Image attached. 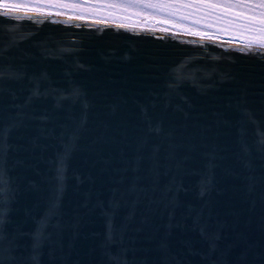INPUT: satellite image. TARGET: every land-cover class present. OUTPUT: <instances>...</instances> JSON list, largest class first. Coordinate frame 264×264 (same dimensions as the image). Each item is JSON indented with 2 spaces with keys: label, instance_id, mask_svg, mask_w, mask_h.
<instances>
[{
  "label": "water",
  "instance_id": "obj_1",
  "mask_svg": "<svg viewBox=\"0 0 264 264\" xmlns=\"http://www.w3.org/2000/svg\"><path fill=\"white\" fill-rule=\"evenodd\" d=\"M262 53L0 9V264H264Z\"/></svg>",
  "mask_w": 264,
  "mask_h": 264
},
{
  "label": "rangeland",
  "instance_id": "obj_2",
  "mask_svg": "<svg viewBox=\"0 0 264 264\" xmlns=\"http://www.w3.org/2000/svg\"><path fill=\"white\" fill-rule=\"evenodd\" d=\"M3 0L16 4L12 11H34L40 4L45 12L71 18L90 19L127 27H146L158 32L192 36L205 40L243 42L259 46L264 33H258L245 23L248 12L238 8L225 9L227 3L248 0ZM54 5V6H53ZM208 5H216L209 8ZM5 9V8H4ZM252 11H260L253 9ZM260 47V46H259Z\"/></svg>",
  "mask_w": 264,
  "mask_h": 264
},
{
  "label": "snow or ice",
  "instance_id": "obj_3",
  "mask_svg": "<svg viewBox=\"0 0 264 264\" xmlns=\"http://www.w3.org/2000/svg\"><path fill=\"white\" fill-rule=\"evenodd\" d=\"M51 3V0H49ZM0 3H3V0H0ZM54 6V5H53ZM19 7V5L16 4H4V8L6 10H11L14 8ZM209 8H214L216 5H208ZM223 7L227 10L230 8H238L241 12L247 11L248 16L246 17L245 23L251 26L252 30L257 31L258 33H264V0H248V2L241 5L240 3H227L223 5ZM34 8V14L35 15H51L50 12H45L43 7L40 4H36L33 6ZM253 9H259L260 11H252ZM59 15V13H56ZM27 15V13H26ZM11 18V17H9ZM34 23H42L43 21H33ZM259 46L264 48V37L261 38L260 41H258ZM264 54V53H262ZM39 90L37 88L34 96L38 97ZM29 102V101H26Z\"/></svg>",
  "mask_w": 264,
  "mask_h": 264
},
{
  "label": "flooded vegetation",
  "instance_id": "obj_4",
  "mask_svg": "<svg viewBox=\"0 0 264 264\" xmlns=\"http://www.w3.org/2000/svg\"><path fill=\"white\" fill-rule=\"evenodd\" d=\"M76 1V0H75ZM77 1H79V2H81V3H86V2H90L91 3V1L90 0H77ZM0 9H4V8H1L0 7ZM6 10V9H5ZM30 12H34V11H30ZM51 15H55V14H51ZM90 20V19H89ZM97 21V20H96ZM101 22V21H100ZM105 23H107V22H105ZM117 24V23H116ZM117 25H120V24H117ZM121 26H124V25H121ZM125 27H127V26H125ZM130 28H139V29H143V30H152V29H149V28H146V27H130ZM152 31H155V30H152ZM162 32V31H161ZM225 42H233L234 43V41H228V40H226ZM237 43H240V44H245V43H243V42H237ZM248 45V44H247ZM256 47H259V46H256ZM259 48H262V47H259Z\"/></svg>",
  "mask_w": 264,
  "mask_h": 264
},
{
  "label": "bare ground",
  "instance_id": "obj_5",
  "mask_svg": "<svg viewBox=\"0 0 264 264\" xmlns=\"http://www.w3.org/2000/svg\"><path fill=\"white\" fill-rule=\"evenodd\" d=\"M5 10V9H3ZM22 12H29V11H22ZM192 37V36H190ZM210 41H218V42H225V41H219V40H216V39H211ZM227 43H230V42H227ZM230 44H234V45H239V46H243V47H248V48H259V47H255V46H250V45H247V44H240V43H237V42H231ZM261 49H264V48H261Z\"/></svg>",
  "mask_w": 264,
  "mask_h": 264
}]
</instances>
